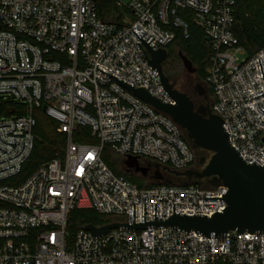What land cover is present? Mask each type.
Segmentation results:
<instances>
[{
	"label": "built area",
	"instance_id": "2783aa9c",
	"mask_svg": "<svg viewBox=\"0 0 264 264\" xmlns=\"http://www.w3.org/2000/svg\"><path fill=\"white\" fill-rule=\"evenodd\" d=\"M113 1L129 11L122 23L99 17L94 0H0V98L25 107L23 115L0 117V264H264V233L209 238L168 227L119 226L93 236L84 226L66 229L74 208L133 225V204L134 223L143 222V204L145 221L154 220L156 204V222L172 215V204L174 213L208 217L225 207L222 199L203 198L221 197L227 188L220 182L141 187L101 159L107 145L123 159L137 157L140 167L149 169L144 159L191 169L195 152L179 125L107 75L172 104L131 29H143L140 37L151 40L153 50L165 48L176 28L188 35L179 10L209 43V110L223 120L230 145L246 163L264 164V95L245 101L264 92V50L249 56L239 45L231 29L235 0ZM38 108L66 134L64 154L7 183L32 152ZM76 125L90 127L97 143L72 141Z\"/></svg>",
	"mask_w": 264,
	"mask_h": 264
},
{
	"label": "water",
	"instance_id": "95a60500",
	"mask_svg": "<svg viewBox=\"0 0 264 264\" xmlns=\"http://www.w3.org/2000/svg\"><path fill=\"white\" fill-rule=\"evenodd\" d=\"M131 30L145 45L147 53H144L137 43L148 64L157 71L159 82L173 103H167L150 94L144 87L136 88L96 68L108 76L114 77L118 84L123 85L137 98L151 105L157 111L168 115L182 129L183 136L189 141L193 150L211 153L200 170L187 169L185 171H176L170 169L168 166L153 163L155 170L151 178L157 183H174L170 178H165L161 174L160 170H162L175 176L177 183L181 185L188 184L191 178L196 180L208 178L209 182L213 185L220 182L227 188L226 192L221 194V197L203 198L222 199L225 207L220 212L215 211L208 217L203 214L185 215L184 213H174V204H172V215L162 221L156 222V204H154V220L151 221H145V204H143V222L134 223L133 204V225L127 223H108L101 227L85 225L84 228L90 230L93 236H100L111 228L119 226L130 227L131 229L168 227L182 230L185 233H199L201 236L209 238L224 237L229 231L237 233L248 232L251 234L264 233V164L260 166L255 161L249 164L241 158L238 151L230 145L228 136L222 125L223 120L218 115L211 113L209 109H195L189 96L176 89L163 73L161 63L167 57V50L159 47L153 50L148 45L151 40L145 42L140 37L145 32L143 29L139 34L133 28ZM181 59L188 71L194 72L195 69L192 68L191 62L185 56H182ZM195 85L201 88L198 83ZM261 95H264V92L245 101ZM45 108L46 106L43 105L41 110L44 111ZM261 122L264 123V121ZM204 161L205 157H201L199 163L202 164ZM124 163L128 168H132L135 173H140L142 176H146L148 173L147 167L139 166L137 157L126 156Z\"/></svg>",
	"mask_w": 264,
	"mask_h": 264
},
{
	"label": "trees",
	"instance_id": "16d2710c",
	"mask_svg": "<svg viewBox=\"0 0 264 264\" xmlns=\"http://www.w3.org/2000/svg\"><path fill=\"white\" fill-rule=\"evenodd\" d=\"M94 2L97 7L98 15L103 20L122 23V16L124 14H129L127 9H119L113 0H94ZM185 13L186 12L183 10L178 11V15L185 18L188 22V35L185 37L180 28L175 29L173 41L165 47L167 50V57L164 63L170 67V70L175 69L176 63L179 61V56L174 50H179L191 64L195 66L198 80L206 85L205 77L210 55L209 43L202 29ZM231 29L239 45L245 49L247 55L250 56L259 49L264 50V0H235L234 22ZM168 72L170 71L168 70ZM167 76H169V73ZM208 92L213 98L212 89L209 86ZM23 114H25V107L22 104L9 99L0 98V117ZM33 116L35 117V125L33 127L35 141L32 152L23 165L20 173L14 178L7 180V183H19L23 181L40 164L56 157H61L64 154L67 139L66 134L57 132L55 122L46 116L39 108L33 111ZM71 139L76 143L82 144L97 143V140L91 136L90 127L86 125H76L72 130ZM113 154L116 153L113 152L109 146H103L101 159L114 174L123 176L125 179L141 187L161 184L156 181L147 182L145 177L141 175L118 169ZM194 163L195 160L192 166ZM193 183L205 187L198 182ZM67 219L66 229L73 232L78 227L85 225H93L96 227L110 223L115 220V217L99 214L93 209L74 208L69 211Z\"/></svg>",
	"mask_w": 264,
	"mask_h": 264
},
{
	"label": "rangeland",
	"instance_id": "374dc122",
	"mask_svg": "<svg viewBox=\"0 0 264 264\" xmlns=\"http://www.w3.org/2000/svg\"><path fill=\"white\" fill-rule=\"evenodd\" d=\"M121 1L123 4H127L130 0H119ZM119 9H122V7H118ZM127 15L124 14L122 16V18H126ZM178 56H179V61L176 63V68L173 69V74L174 75H177V79H176V85H175V88H177L178 90L180 91H184V90H187L188 92V95L190 96V92L191 90H193V86H195L196 83H198V85H200L201 87H203V84L199 81H196L195 80V77L192 73H190L188 71V69L184 66L183 62H182V59L181 57L184 56V54L182 52H180L179 50H174ZM192 68H195L194 65H192ZM192 80V87L190 89V91H188L189 89L187 88L186 86V83L187 81ZM196 94H198V92H195ZM195 152V163L193 165V169L195 170H200L202 169V167L204 166L205 162L207 161V159L210 157L211 153L210 152H207V151H201V150H194ZM201 157H205V161L204 163L200 164L199 163V160ZM113 158L118 166V169L122 170V171H127L129 173H134V174H137V175H141L140 173H135L134 170L132 168H128L126 166V164L124 163V159L117 155V154H113ZM154 168L153 166H150L149 169H148V173L146 176H143L145 177L146 181H154L151 176L153 175V172H154ZM161 174L166 177L169 173L165 172V171H162L160 170ZM142 176V175H141ZM167 177H169L174 183H177V179L176 177L172 176V175H168ZM193 182H198L200 183L201 185H204L205 187L207 186H212L213 184H211L208 180V178H204V179H201V180H196L194 178H191L189 179V183H193Z\"/></svg>",
	"mask_w": 264,
	"mask_h": 264
},
{
	"label": "flooded vegetation",
	"instance_id": "af4514ba",
	"mask_svg": "<svg viewBox=\"0 0 264 264\" xmlns=\"http://www.w3.org/2000/svg\"><path fill=\"white\" fill-rule=\"evenodd\" d=\"M165 61V60H164ZM164 61L161 63V67H162V71L163 73L166 75V77L169 79V81L173 84V86L175 87L176 85V79H177V75H174L172 72H173V69L170 70V67H168ZM195 69V68H194ZM168 70L171 72H168ZM190 72V71H189ZM169 73V76H167ZM194 75L195 77V80L196 81H199L198 78H197V75H196V72L194 70V72H190ZM171 74V75H170ZM200 82V81H199ZM192 85V80L189 79V81H187L186 83V86L187 88L189 89L188 91H190L191 89V86ZM177 89V88H176ZM193 90H191L190 92V96L188 95V92L187 90H184L182 92H184L186 95L189 96V98L191 99V101L193 102V105H194V108L195 109H210L211 107V104L213 102V98L212 96L209 94L208 92V86L203 84V87L199 88L197 85H195L193 88ZM198 91V94H196L195 92ZM139 161L141 163H147L149 164L150 166H153V163H151L150 161L148 160H144V159H139ZM191 169H193V166H191ZM170 175V174H168ZM167 175V176H168ZM165 177V178H169V177Z\"/></svg>",
	"mask_w": 264,
	"mask_h": 264
}]
</instances>
